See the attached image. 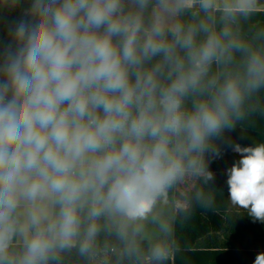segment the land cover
Segmentation results:
<instances>
[{
  "label": "clouds",
  "instance_id": "clouds-1",
  "mask_svg": "<svg viewBox=\"0 0 264 264\" xmlns=\"http://www.w3.org/2000/svg\"><path fill=\"white\" fill-rule=\"evenodd\" d=\"M254 4L30 0L0 50V264H51L81 235L86 252L101 218L142 221L178 179H213L214 141L264 88V48L231 28ZM194 7L209 20L220 12L219 31L169 23ZM236 52L240 71L210 75ZM230 147L240 157L227 170L231 202L264 223V143Z\"/></svg>",
  "mask_w": 264,
  "mask_h": 264
},
{
  "label": "trees",
  "instance_id": "trees-1",
  "mask_svg": "<svg viewBox=\"0 0 264 264\" xmlns=\"http://www.w3.org/2000/svg\"><path fill=\"white\" fill-rule=\"evenodd\" d=\"M0 11V50L9 42L8 28L13 21L21 18L30 0H22L20 7L9 9L4 0ZM198 12V15H193ZM204 21L219 31L223 22L220 12L209 20L198 8L186 10L178 15V23L198 24ZM233 33L254 49L264 48V9H250L247 14H237L231 22ZM205 33L196 39L202 41ZM230 65L213 64L210 75L225 70H241L243 53H234ZM191 106V99L186 101ZM221 147L222 156L209 161L213 179L185 175L169 186L164 199L175 201L176 210L170 230L154 240L135 239L136 230L132 224H118L103 217L97 223L99 231L86 252L80 251V241L61 253L51 264H252L257 252L264 251V223L254 221L246 209L234 205L230 199L228 169L240 157L231 150L230 143L241 146H256L264 143V88H261L247 102L246 115L237 121L231 130H226L222 140L214 141ZM207 159V157H206ZM160 245L166 255L157 260L152 249ZM16 250L20 244H15ZM119 249L108 254L98 263L96 255L110 249ZM173 257V258H172Z\"/></svg>",
  "mask_w": 264,
  "mask_h": 264
},
{
  "label": "rangeland",
  "instance_id": "rangeland-1",
  "mask_svg": "<svg viewBox=\"0 0 264 264\" xmlns=\"http://www.w3.org/2000/svg\"><path fill=\"white\" fill-rule=\"evenodd\" d=\"M223 2V0H221ZM254 7L262 8L264 9V0H255ZM3 6L0 5V11H2ZM252 9V8H251ZM172 18V17H171ZM170 18V19H171ZM177 15L176 17L174 16L172 21V24L177 23ZM174 21V22H173ZM171 24V23H170ZM164 194L160 196V203H158V200L156 201L158 205H155L156 207L154 208V212L157 217V221H152L150 218V221L148 219L142 220L140 229L141 232L136 231L137 233H140L142 235L143 239H149V240H154L157 239L158 237H161L163 234L167 233L170 230V220L174 218V203L171 200H165L164 199ZM108 257V254L97 257L95 256L93 258V261L95 263H98Z\"/></svg>",
  "mask_w": 264,
  "mask_h": 264
},
{
  "label": "crops",
  "instance_id": "crops-1",
  "mask_svg": "<svg viewBox=\"0 0 264 264\" xmlns=\"http://www.w3.org/2000/svg\"><path fill=\"white\" fill-rule=\"evenodd\" d=\"M252 9H262V8H258V7H252ZM174 17V16H173ZM173 17L169 20V23H171L172 24V19H173ZM175 17H176V15H175ZM177 17H178V15H177ZM177 20H178V18H177ZM174 22V21H173ZM177 23H178V21H177ZM167 190V189H166ZM166 192V191H165ZM158 203H160V197H158ZM158 203L156 202L155 203V205H158ZM173 203H174V216H175V210H176V204H175V201H173ZM154 205V207H153V209H152V212L149 214V216L147 217V219H148V221H150V218H151V220L152 221H157L158 219H157V217H156V215H154L155 214V212H154V208L156 207ZM116 223H118V224H125L123 221H121V220H119V219H113ZM174 220V218L173 219H171L170 220V227H171V222ZM141 221H138V222H135V223H130V224H132L134 227H135V230L136 231H140L141 232V234H143L142 233V231H141V229H140V226H141V223H140ZM127 225V224H126ZM141 238H142V235H141ZM16 244H19V242H17Z\"/></svg>",
  "mask_w": 264,
  "mask_h": 264
},
{
  "label": "built area",
  "instance_id": "built-area-1",
  "mask_svg": "<svg viewBox=\"0 0 264 264\" xmlns=\"http://www.w3.org/2000/svg\"><path fill=\"white\" fill-rule=\"evenodd\" d=\"M119 249H116V248H112L110 249V251H105L102 255H96L97 257H101V256H104L106 254H110V253H113V252H116L118 251ZM173 258V257H172ZM135 264H138L137 262Z\"/></svg>",
  "mask_w": 264,
  "mask_h": 264
},
{
  "label": "water",
  "instance_id": "water-1",
  "mask_svg": "<svg viewBox=\"0 0 264 264\" xmlns=\"http://www.w3.org/2000/svg\"><path fill=\"white\" fill-rule=\"evenodd\" d=\"M140 238H141V234L136 232V234H135V239L138 240V239H140Z\"/></svg>",
  "mask_w": 264,
  "mask_h": 264
}]
</instances>
